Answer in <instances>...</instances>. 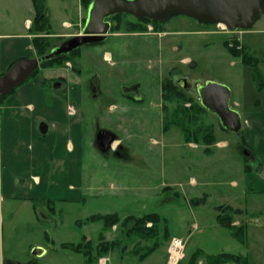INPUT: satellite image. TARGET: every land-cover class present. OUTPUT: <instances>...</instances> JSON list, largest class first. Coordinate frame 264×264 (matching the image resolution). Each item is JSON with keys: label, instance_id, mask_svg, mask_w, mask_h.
<instances>
[{"label": "rangeland", "instance_id": "rangeland-1", "mask_svg": "<svg viewBox=\"0 0 264 264\" xmlns=\"http://www.w3.org/2000/svg\"><path fill=\"white\" fill-rule=\"evenodd\" d=\"M50 8L52 32L61 33L64 21L61 9L54 3ZM84 9L86 15L87 8ZM76 14L65 13L66 20ZM134 21L129 16L114 20L113 33L104 43L81 48L80 57L75 60L77 69L74 62L64 66L78 74L72 73L70 77L79 80L84 88V180L89 188L85 189L83 200L49 206L40 203L35 207L36 215L31 203L0 201V257L18 258L19 252L39 245L48 252L37 264H88L82 254L61 247L79 243L84 235L95 245L102 235L105 240L117 241L115 251L106 256L109 264H168V248L174 238L186 241V258L179 264H189L200 249L207 254L237 252L238 242L233 232L221 227L216 216L221 205L235 206L242 202L244 206L246 194L242 193V183L239 189L233 188L232 183L239 181L241 170L254 166L255 162L245 155L241 133L222 130L217 116L201 112V116L192 118L193 123L197 122L192 123V132L200 130V137L208 133L214 142L227 143V147L213 149V145L206 152L202 140H192L191 135L190 142L187 141L183 126L167 125L168 115L172 116L176 106L191 109L192 105H200L196 85L208 80L228 86L231 105L238 102L241 107L236 108L240 110H263L264 89H259L253 69L224 48L225 41L235 40L233 32L185 16L161 23L159 30L147 24L144 32H127V23ZM116 26H119L117 30ZM64 41L55 40L56 44ZM51 45L54 47V42ZM184 58L190 61L184 63ZM94 77L98 78V84L92 87L90 81ZM181 79L188 85L186 90L179 87ZM136 83L142 85V102L123 92V87ZM168 84L176 85L184 97L174 99L163 88ZM102 131L115 136V143L107 153L99 150L96 141ZM118 141L119 146L113 150ZM212 149L217 152L215 157H209ZM192 178L199 183L197 187L191 186ZM145 181H152V188L146 194L137 192L138 185ZM123 184L131 189L120 196L116 188ZM234 193L239 194L234 196ZM204 194L209 195L205 203L191 204ZM255 201L256 210L264 214V195L256 196ZM39 211L45 217L39 216ZM115 212L122 220L130 217L124 215L160 214L169 221L170 238L165 240L162 232L149 240L128 238L120 223L106 231L101 222L79 224L89 216ZM236 216L234 222H241ZM250 220L248 228L254 236L264 235L261 230L264 215H254ZM155 242L160 243L159 250L141 261L140 256ZM255 246L251 258L260 264L264 262V243L257 241Z\"/></svg>", "mask_w": 264, "mask_h": 264}, {"label": "crops", "instance_id": "crops-1", "mask_svg": "<svg viewBox=\"0 0 264 264\" xmlns=\"http://www.w3.org/2000/svg\"><path fill=\"white\" fill-rule=\"evenodd\" d=\"M45 1L49 20L51 19V3L59 6L64 18L63 32H52L53 26L50 25L51 35L47 37L54 42V46L59 44H56V39L62 41L78 35V30H81L87 18L84 9L86 0ZM71 11L77 14L68 21L65 13ZM34 16L35 8L32 0H0V78L11 69L14 63L38 58L33 45V40L38 35L30 30ZM234 34L242 48L257 59L259 70L264 77V19L261 17L251 30L238 31ZM224 48L226 49L225 46ZM186 60L190 61L188 58L182 61L186 63ZM72 73L75 74L64 66L40 68L38 74L30 77L5 98L0 96L1 202L31 203L36 215L32 200L45 206L57 202L76 204L83 200L84 191L89 188L86 187L84 180L82 107L85 98L83 85L75 77H70ZM75 75L78 76V74ZM238 85L240 86V83ZM260 105L261 102L258 101L257 106ZM231 106L242 115L241 138L245 145L244 150L248 153L245 155L252 159L255 165L246 166L241 170L242 176L239 181L232 183L235 189H239L242 183V193L246 194L244 206L242 202H237L235 206H226L242 211L239 216H236L242 221L235 220L233 225L237 228L243 227L244 236L242 239L234 236L238 242L237 252L230 254L242 257L245 262L226 264H256L252 261L251 253L254 252L257 241L264 243V235L256 237L254 236L256 234L252 233L248 227L254 215H264L260 210H256L257 202L255 201L256 196L264 195V109L240 110L236 108L241 107L238 102ZM69 107H74L75 115L69 113ZM42 123L48 126L46 134L39 131ZM116 143L113 150L120 144L119 141ZM188 145L191 148V143ZM214 147L221 149L227 147V143L217 141L212 148ZM213 149L209 157L217 155ZM190 184L194 187L199 185L193 178ZM152 185V181L142 182L136 191L146 194ZM90 188L94 189V186ZM116 189L120 196H124L131 187L123 184ZM238 194L234 193V196ZM203 196L209 198L208 194ZM126 216L132 215L123 217ZM193 226L197 228V224ZM261 230L264 231V226ZM198 251H201L203 256L197 264H210L205 255H219L207 254L201 249ZM190 262L191 260L189 264Z\"/></svg>", "mask_w": 264, "mask_h": 264}, {"label": "water", "instance_id": "water-1", "mask_svg": "<svg viewBox=\"0 0 264 264\" xmlns=\"http://www.w3.org/2000/svg\"><path fill=\"white\" fill-rule=\"evenodd\" d=\"M119 15L161 23L176 16H185L205 24L222 25L230 32L249 31L264 15V0H92L80 34L52 47L43 57L17 62L0 78V96H6L23 85L43 62L67 58L84 46L104 43L112 32L110 19ZM196 92L200 106L217 116L225 131L241 133L242 115L231 106L228 86L208 80L198 83ZM136 99L140 100L141 96L138 94ZM47 130L48 126L42 123L39 131L46 134ZM96 141L99 150L107 153L115 143V136L110 132H99ZM38 215L45 217L41 211ZM35 249L39 256L47 253L44 248ZM4 264L20 263L6 260Z\"/></svg>", "mask_w": 264, "mask_h": 264}, {"label": "trees", "instance_id": "trees-1", "mask_svg": "<svg viewBox=\"0 0 264 264\" xmlns=\"http://www.w3.org/2000/svg\"><path fill=\"white\" fill-rule=\"evenodd\" d=\"M32 1H33L34 8H35V16H34L30 30L32 33L38 35V37H36L33 40V45H34L37 56L43 57L44 55L47 54L49 49L52 47L51 40L47 37L48 35H51V26H50V21L47 16V12H46V1L45 0H32ZM90 3H91V0H86L84 7L88 9ZM123 16H126V15H119V16L114 17V19L118 20L122 18ZM147 24L156 26L155 30H159V25H161V22H152L148 20H141V21L135 20L134 22L127 23L125 30L127 32H137V33L144 32L147 29L145 27V25ZM118 28L119 26H116L115 30H117ZM229 44H230L229 41L224 42V46L226 47L229 54L233 56L234 58L241 59V62L244 66H250L253 69L254 79L257 82L259 89L260 90L263 89L264 88V77L262 76L259 70L257 59L249 55L243 48L241 50H237L236 48L230 47ZM80 51L81 49L74 52L67 58H57L51 61L43 62L40 65V68L46 69V68L53 67L55 65L65 66L66 63L68 62H74L73 67L77 69L75 60H77L80 57ZM16 63H14L12 67ZM40 68H38L31 77L38 74L40 71ZM76 71L80 72L79 70H76ZM44 81L46 83L48 82L46 79ZM164 86L165 87L163 88L166 90V92L168 91L169 93L173 94L174 99L179 100L180 98L184 97L182 91H180V89L176 85L168 84ZM5 97L6 96L1 97V98H5ZM136 102H142V100L136 101ZM192 110L194 111V114L191 113L193 112ZM201 112H207V111H204V109L200 105H195V106L192 105L191 109L186 108L184 106L182 107L176 106L173 110L172 116L168 115L169 122H167V125H174L178 127L183 126L181 129H183L185 134L187 135L186 136L187 141L190 142L191 140L190 137L192 135L194 136L192 140H195L198 142L199 140L200 141L202 140V142L206 146L205 151L209 152L211 146H213L216 143L214 142L213 136L207 133L203 135L202 137H200L202 134L200 130H196L192 132V130L190 129L193 123L192 118H195L197 115L201 116ZM194 123L197 124L196 120L194 121ZM194 123L193 125H195ZM166 127L167 126L165 125L164 128ZM221 129L224 130L222 126H221ZM164 190H168V188H165ZM175 195L178 196L177 193H175ZM206 199H207V196H203L199 200H196V199L192 200L191 204L200 205L202 204V202L205 203ZM32 203L34 207H36L38 204L36 200H32ZM217 210L219 211V214L216 217L217 223L220 226L231 230L235 237L242 239L244 236L243 234L244 228L243 227L237 228L233 225L234 224L233 217L236 215H240L242 211L238 209H232L226 206H219ZM100 222L103 224L105 231L109 230L110 228L120 223V226L127 230V232L125 233L128 235V238L135 236L140 239L149 240L155 237H159L161 235V232H162V237L165 240H167V238H170L169 230H168L169 229L168 219L157 213L144 214L143 216H140V217L130 216L123 220L116 213L114 214H95V215L87 217L83 221H80L79 224H90V223H100ZM148 224H151L152 226L148 227ZM61 247L66 250H71L73 252L82 254L85 257L88 264H94L95 262L98 263V260L100 258L106 257L110 253L115 251V249L117 248V241L105 240V238L102 235V238L100 239V241L97 242V244L95 245L94 242L89 240L84 235L81 238V241L79 243L62 244ZM160 247H161L160 243L155 242L154 245L149 248V251L145 255L140 256L139 259L141 261H144L149 255L159 250ZM202 256H203V253L201 251L196 252L192 256L190 264H197L199 259ZM205 258L207 262L210 264H226V263H231V262L233 263L245 262V260L242 257L233 255L230 253H222L219 255H208V256L205 255Z\"/></svg>", "mask_w": 264, "mask_h": 264}, {"label": "flooded vegetation", "instance_id": "flooded-vegetation-1", "mask_svg": "<svg viewBox=\"0 0 264 264\" xmlns=\"http://www.w3.org/2000/svg\"><path fill=\"white\" fill-rule=\"evenodd\" d=\"M128 16V15H126ZM129 17H132V16H129ZM133 19H135L134 17H132ZM114 17L110 19V21H112V24L114 23ZM136 20V19H135ZM113 29H114V25H113V28H112V32L111 34L113 33ZM100 45V44H98ZM98 84V78L97 77H94L91 79L90 81V85L92 87H95L96 85ZM178 84H179V87L182 88L183 90H186L188 88V85L187 83L181 79L178 81ZM142 89V85L140 83H136V84H132L131 86L129 87H123V92L126 94V95H134V100L135 101H140V100H143L142 96L140 95V90ZM138 94L141 96V99L140 100H137L136 97L138 96ZM102 132H105V131H102ZM36 247H41L43 248L42 246H39V245H31L28 249L24 250V251H21L19 252V257L17 258H10V257H0V264H4V261L6 260H14V261H17L19 262L20 264H37L38 263V260L44 256H39L37 253V250L35 249Z\"/></svg>", "mask_w": 264, "mask_h": 264}, {"label": "built area", "instance_id": "built-area-1", "mask_svg": "<svg viewBox=\"0 0 264 264\" xmlns=\"http://www.w3.org/2000/svg\"><path fill=\"white\" fill-rule=\"evenodd\" d=\"M218 27L221 28L220 26ZM149 30H152V28H149ZM223 30L228 31L226 28ZM238 41V38H235V40L230 42L229 46L232 48H236L237 50H241L242 46ZM67 65L70 66L69 63ZM69 113L71 115L76 114L74 107H69ZM185 246L186 241H184V239L174 238L171 240V243L168 248V264H179L185 258ZM108 262L109 259L107 257H103L98 260L99 264H108Z\"/></svg>", "mask_w": 264, "mask_h": 264}, {"label": "bare ground", "instance_id": "bare-ground-1", "mask_svg": "<svg viewBox=\"0 0 264 264\" xmlns=\"http://www.w3.org/2000/svg\"><path fill=\"white\" fill-rule=\"evenodd\" d=\"M220 27H221L222 29H225L224 26H222V25H220Z\"/></svg>", "mask_w": 264, "mask_h": 264}]
</instances>
